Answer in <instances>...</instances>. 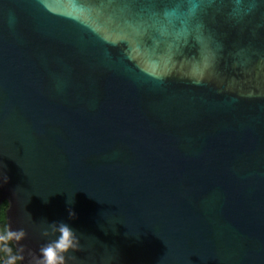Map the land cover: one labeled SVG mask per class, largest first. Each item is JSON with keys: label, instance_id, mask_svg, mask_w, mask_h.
<instances>
[{"label": "water", "instance_id": "1", "mask_svg": "<svg viewBox=\"0 0 264 264\" xmlns=\"http://www.w3.org/2000/svg\"><path fill=\"white\" fill-rule=\"evenodd\" d=\"M4 201L20 264H264V0H0Z\"/></svg>", "mask_w": 264, "mask_h": 264}, {"label": "clouds", "instance_id": "2", "mask_svg": "<svg viewBox=\"0 0 264 264\" xmlns=\"http://www.w3.org/2000/svg\"><path fill=\"white\" fill-rule=\"evenodd\" d=\"M74 212L69 211V216L73 217ZM49 227L58 235L56 238L40 248L39 264H67L73 259L70 253H74L80 248V237L77 233L64 222H54ZM24 231L9 230L5 238L15 239L17 241L24 238ZM12 259H17L13 257Z\"/></svg>", "mask_w": 264, "mask_h": 264}, {"label": "trees", "instance_id": "3", "mask_svg": "<svg viewBox=\"0 0 264 264\" xmlns=\"http://www.w3.org/2000/svg\"><path fill=\"white\" fill-rule=\"evenodd\" d=\"M8 202L0 205V264H20L19 253L11 238H5L8 233L6 210ZM16 257L17 259H12Z\"/></svg>", "mask_w": 264, "mask_h": 264}]
</instances>
